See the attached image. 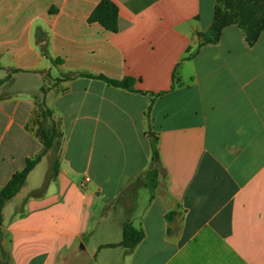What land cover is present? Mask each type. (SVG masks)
Returning a JSON list of instances; mask_svg holds the SVG:
<instances>
[{"label":"crops","instance_id":"1","mask_svg":"<svg viewBox=\"0 0 264 264\" xmlns=\"http://www.w3.org/2000/svg\"><path fill=\"white\" fill-rule=\"evenodd\" d=\"M109 1L116 32L89 22L101 0H0V191L43 151L39 104L58 134L3 208L4 262L264 264V28L198 47L216 0ZM151 136L156 186L127 194Z\"/></svg>","mask_w":264,"mask_h":264},{"label":"trees","instance_id":"2","mask_svg":"<svg viewBox=\"0 0 264 264\" xmlns=\"http://www.w3.org/2000/svg\"><path fill=\"white\" fill-rule=\"evenodd\" d=\"M117 17L118 10L109 0H101L97 7L92 11L89 22H96L101 25L105 30L110 32L117 31ZM235 25L243 30L246 43L251 46L259 38L261 31L264 28V0H216L213 21L209 30L205 34H198L199 45H214L217 44L222 31L228 26ZM88 78L98 79L103 81L109 86L136 92L134 89L135 80L133 78H124L121 81L111 80L102 76L84 75ZM67 78H69L67 76ZM40 117L50 121V130H39L38 135L43 143V151L32 158L26 159L24 167L14 173L8 183L0 191V224H1V211L8 201L14 198L25 184L28 174L35 168L41 161L45 153L53 147L55 140L58 138L56 127L51 120V113L44 110L42 105L39 104ZM151 145V170L146 175L136 180L132 186L137 190L141 186H145L152 191L159 178V156L156 148V140L153 136L150 138ZM173 212L167 215L170 216ZM167 233L171 234V228ZM144 238L142 230H136L129 224L123 226V239L121 246L127 249H133ZM0 264H7L0 259Z\"/></svg>","mask_w":264,"mask_h":264},{"label":"rangeland","instance_id":"3","mask_svg":"<svg viewBox=\"0 0 264 264\" xmlns=\"http://www.w3.org/2000/svg\"><path fill=\"white\" fill-rule=\"evenodd\" d=\"M39 126H40V124H39ZM39 130L49 131L50 130V123L49 122H45V124H42L40 126ZM135 190H136L135 187L131 185L129 187V189L127 190V194L133 193ZM142 192L144 193V192H147V191L142 190ZM9 210H10V207H7L6 215L8 214V212H10ZM2 211H3V209H2ZM2 211H1V217H2ZM3 241H4L3 233L0 231V244L3 245ZM0 258H1L2 261H4L3 252H2L1 247H0Z\"/></svg>","mask_w":264,"mask_h":264},{"label":"built area","instance_id":"4","mask_svg":"<svg viewBox=\"0 0 264 264\" xmlns=\"http://www.w3.org/2000/svg\"><path fill=\"white\" fill-rule=\"evenodd\" d=\"M88 181H89V179L88 178H85L84 181H83V183L81 184V187H83L85 185V183H87Z\"/></svg>","mask_w":264,"mask_h":264}]
</instances>
